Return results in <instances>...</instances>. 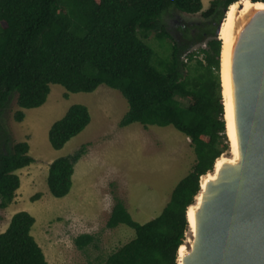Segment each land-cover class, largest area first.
Masks as SVG:
<instances>
[{"label": "trees", "instance_id": "1", "mask_svg": "<svg viewBox=\"0 0 264 264\" xmlns=\"http://www.w3.org/2000/svg\"><path fill=\"white\" fill-rule=\"evenodd\" d=\"M235 1L210 0L202 10L201 0H0V210L13 201L20 186L16 170L34 162L28 143H11L1 121L10 99L15 97L18 108L12 118L21 122L24 109L45 102L50 84L61 85L65 98L105 84L118 90L128 105L119 127L134 122L171 125L189 139L195 160L150 220L134 221L122 201H114L106 227L125 224L134 237L109 253L103 264H176L186 206L198 189L199 176L228 148L221 40L215 29L224 9ZM173 10L200 13L203 20L167 27L162 17ZM138 33L141 38L153 33L158 40L169 39V56L156 60V51ZM196 45L201 46L193 49ZM89 121L85 105H70L48 128L50 146L61 148ZM85 152L82 144L49 162L46 184L53 197L69 192L74 166ZM39 197L36 193L30 200ZM34 221L25 210L12 214L0 232V264H49L31 234ZM92 241L88 233L74 238L78 248Z\"/></svg>", "mask_w": 264, "mask_h": 264}, {"label": "rangeland", "instance_id": "2", "mask_svg": "<svg viewBox=\"0 0 264 264\" xmlns=\"http://www.w3.org/2000/svg\"><path fill=\"white\" fill-rule=\"evenodd\" d=\"M180 18L182 23L203 20L200 13L173 10L164 14L162 21L167 27L177 26ZM138 36L141 38L140 33ZM141 39L156 51V60L169 56V39L158 40L153 33ZM49 88L42 105L23 110L21 122L12 118L18 109L15 97L1 114L11 143L26 141L34 162L16 170L22 182L13 201L0 210V232L13 213L25 210L35 219L31 234L49 264H103L109 253L134 237V230L125 224L106 227L114 201H122L134 221L150 220L160 213L174 186L190 171L195 155L189 139L171 125L134 122L119 127L128 105L114 88L100 84L91 92L67 93L66 98L61 85L50 84ZM72 104L85 105L90 121L61 148L53 149L47 139L48 128ZM82 144H86V152L74 166L69 192L53 197L46 184L49 162ZM36 193L40 197L31 201ZM84 233L91 234L93 241L78 248L74 238Z\"/></svg>", "mask_w": 264, "mask_h": 264}, {"label": "water", "instance_id": "3", "mask_svg": "<svg viewBox=\"0 0 264 264\" xmlns=\"http://www.w3.org/2000/svg\"><path fill=\"white\" fill-rule=\"evenodd\" d=\"M241 9L239 5L234 13L226 65V113L231 115L233 141L226 133V154L199 176L186 206L176 264H264V6ZM222 105L224 112L223 97Z\"/></svg>", "mask_w": 264, "mask_h": 264}, {"label": "bare ground", "instance_id": "4", "mask_svg": "<svg viewBox=\"0 0 264 264\" xmlns=\"http://www.w3.org/2000/svg\"><path fill=\"white\" fill-rule=\"evenodd\" d=\"M242 6L241 13L245 12L251 7L255 8H261L264 5L260 4V2L253 3L251 0H240L238 2H233L230 4L227 8V11L224 15L225 18H223V22L221 24L220 32L218 34L219 39L221 40V52H220V75H221V84L223 85V91L221 96L224 99L225 103V111H224V118L227 121V126L225 128V131L227 135L230 137V139L233 141V133H232V128H231V115L229 113H226V83H227V78H226V65H227V56H228V50L229 46L231 44V28L233 24V18H234V13L238 9V6ZM233 149H234V143H233ZM223 159H219L217 161L216 167H218L219 163ZM210 178L211 175H209ZM191 214H192V208L189 209L188 211V216L191 220ZM192 224V223H191ZM184 246H181L179 249V253H183Z\"/></svg>", "mask_w": 264, "mask_h": 264}, {"label": "crops", "instance_id": "5", "mask_svg": "<svg viewBox=\"0 0 264 264\" xmlns=\"http://www.w3.org/2000/svg\"><path fill=\"white\" fill-rule=\"evenodd\" d=\"M202 1H204V0H202ZM209 1H210V0H206V1H204L203 5H202V10H204V8H205V9L207 8L208 5L206 6V4H207V3L209 4ZM201 3H202V2H201ZM204 5H205L206 7H205ZM186 138H187V137H186ZM18 176H19V175H18ZM19 179H20V177H19ZM21 182H22V181H21V179H20V184H21Z\"/></svg>", "mask_w": 264, "mask_h": 264}, {"label": "flooded vegetation", "instance_id": "6", "mask_svg": "<svg viewBox=\"0 0 264 264\" xmlns=\"http://www.w3.org/2000/svg\"><path fill=\"white\" fill-rule=\"evenodd\" d=\"M182 19L180 18V22H181V25L183 26V23H182V21H181ZM200 21H202V20H200ZM178 23H179V21H177ZM193 23H200L199 21H193V22H189V24H193ZM180 25V24H179Z\"/></svg>", "mask_w": 264, "mask_h": 264}]
</instances>
